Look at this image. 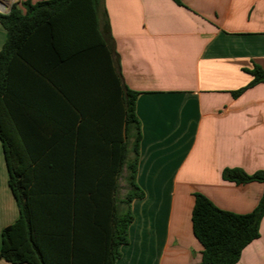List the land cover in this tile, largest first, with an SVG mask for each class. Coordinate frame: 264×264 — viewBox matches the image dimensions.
I'll return each mask as SVG.
<instances>
[{
	"label": "crops",
	"instance_id": "0c3cea01",
	"mask_svg": "<svg viewBox=\"0 0 264 264\" xmlns=\"http://www.w3.org/2000/svg\"><path fill=\"white\" fill-rule=\"evenodd\" d=\"M41 1L47 0H0V13L13 5L25 13L23 2ZM103 2L112 39L105 22L102 30L114 67L118 55L122 86L139 92L137 184L145 193L131 203L129 243L114 264H199L194 195L248 214L264 193V183L222 178L225 168L264 170V83L232 95L252 81L248 71L255 65L264 70V0ZM6 40L0 24V51ZM61 82L69 96L42 80L29 83L28 110L14 111L7 130L13 165L26 181L47 256L61 249L63 257L75 252L77 264H107L129 189L121 183L128 176L122 147L128 144L131 161L134 130L126 136L109 78ZM19 215L0 140V251L2 231ZM236 264H264V217L260 237Z\"/></svg>",
	"mask_w": 264,
	"mask_h": 264
},
{
	"label": "trees",
	"instance_id": "16d2710c",
	"mask_svg": "<svg viewBox=\"0 0 264 264\" xmlns=\"http://www.w3.org/2000/svg\"><path fill=\"white\" fill-rule=\"evenodd\" d=\"M103 1L47 0L36 4L23 2L25 13L18 5H13L8 14L0 13V24L7 31V40L0 51V140L8 167L9 185L20 209L19 218L2 231L0 259L9 263L77 264L75 252L63 257L61 249H54L53 254L47 256L42 249L26 181L13 165L11 139L7 130L11 119L16 116L14 111L28 110V102L24 98L30 93L29 83L33 80L49 83L61 94L69 96V90L64 88L61 78L80 79L98 75L109 78L108 85L111 90L115 89L126 136L128 137L130 126L134 130V159L128 162V144L123 145L122 159L128 171L129 189L123 202L126 206L125 212L117 216L116 253L114 256L111 251L107 264H114V258L121 256L120 247L129 242L128 227L133 221L131 202L145 196L136 183L142 139L140 122L135 112L139 92L122 86L118 55L117 70L114 67L113 50L109 49L102 30V22H105L112 39ZM173 1L184 6L182 0ZM92 60L94 64L90 65ZM97 60L103 62L101 67ZM81 62H84L83 66ZM85 65L91 66L87 74L83 72ZM248 72L253 76L252 81L233 91L234 98H238L249 88L264 83V70L260 66L255 65ZM222 178L237 185L264 183V170L249 174L242 168H225ZM194 196L192 227L195 238L202 246V260L199 264L238 263L243 250L260 237V223L264 217V193L258 206L248 214L222 210L203 194L196 193Z\"/></svg>",
	"mask_w": 264,
	"mask_h": 264
},
{
	"label": "rangeland",
	"instance_id": "374dc122",
	"mask_svg": "<svg viewBox=\"0 0 264 264\" xmlns=\"http://www.w3.org/2000/svg\"><path fill=\"white\" fill-rule=\"evenodd\" d=\"M139 157H140V154H139ZM133 159H134V154H133ZM133 159H132V160H133ZM132 160H131V161H132ZM131 161L128 159V162H131ZM121 183H122V188H124L125 185L128 186L127 182H125V177L122 179ZM136 183H137V177H136ZM123 184H125V185H123ZM138 186H139V185H138ZM139 187H140V186H139ZM141 189H142V188H141ZM134 200H136V199H134ZM134 200H133V201H134ZM133 201H132V202H133ZM132 202H131V203H132ZM130 207H131V205H130ZM131 213H132V211H131ZM132 216H133V220H134V215L132 214ZM128 240H129V237H128ZM128 243H129V242H128ZM128 243H127V244H128ZM127 244H125V245H127ZM122 246H124V245H122ZM122 246H121V247H122ZM121 247H120V253H121ZM121 256H122V253H121ZM121 256H120V257H121ZM120 257H119V258H120ZM119 258H118V259H119Z\"/></svg>",
	"mask_w": 264,
	"mask_h": 264
}]
</instances>
